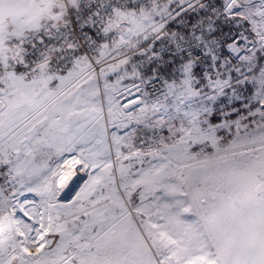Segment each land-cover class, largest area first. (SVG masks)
Returning a JSON list of instances; mask_svg holds the SVG:
<instances>
[{"label": "snow or ice", "instance_id": "6c2138e0", "mask_svg": "<svg viewBox=\"0 0 264 264\" xmlns=\"http://www.w3.org/2000/svg\"><path fill=\"white\" fill-rule=\"evenodd\" d=\"M0 264H264V0H0Z\"/></svg>", "mask_w": 264, "mask_h": 264}, {"label": "rangeland", "instance_id": "374dc122", "mask_svg": "<svg viewBox=\"0 0 264 264\" xmlns=\"http://www.w3.org/2000/svg\"><path fill=\"white\" fill-rule=\"evenodd\" d=\"M66 157L70 158V154H66ZM86 180L87 176H85L83 173H78L77 177L73 180L69 188L65 189L64 192L60 194L61 201L67 202L68 200L72 199L77 190H79V188L83 186ZM25 195L29 201L35 200L37 203H39V198L36 197L34 194L26 193ZM19 199L21 200V202H23L25 200V196H21ZM17 215L20 216L22 219L27 220L26 217H23L22 213L17 212Z\"/></svg>", "mask_w": 264, "mask_h": 264}, {"label": "bare ground", "instance_id": "6f19581e", "mask_svg": "<svg viewBox=\"0 0 264 264\" xmlns=\"http://www.w3.org/2000/svg\"><path fill=\"white\" fill-rule=\"evenodd\" d=\"M77 191H79V190H77Z\"/></svg>", "mask_w": 264, "mask_h": 264}]
</instances>
